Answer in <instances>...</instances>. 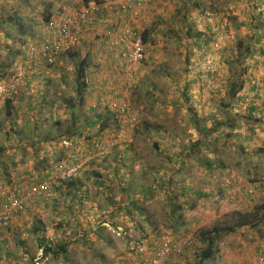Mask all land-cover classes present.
Returning <instances> with one entry per match:
<instances>
[{"label":"rangeland","instance_id":"1","mask_svg":"<svg viewBox=\"0 0 264 264\" xmlns=\"http://www.w3.org/2000/svg\"><path fill=\"white\" fill-rule=\"evenodd\" d=\"M42 1L46 5L52 3L53 10L68 5H83L81 0H31V4L35 5V14L32 17L28 14V20L36 18ZM185 1L175 0V3L168 6L159 0V6L150 8L154 9L150 12L155 26L163 23L160 37L156 35L154 39H150L149 44L151 50L154 48L153 51L157 49L158 52L143 63V67L137 68L132 85L127 83L124 86V80L129 77L126 76L121 82H114L112 79L101 88L93 86V89H87L82 103L77 107L80 121L98 115L104 118L107 108L117 106L120 100H124L131 108L130 113H122V118L112 110L108 127L101 131L100 136L96 132H88L86 139H81L70 134L72 140L60 141L63 140L62 136L54 137L55 134H50L56 120L61 121L62 128L64 126L69 129L72 126L71 115L63 104V98L74 94L75 79L71 76L75 74L72 66H66L68 62L63 63L62 58L54 69L51 84L42 81L39 76L28 82L31 83L30 94L23 95L26 100L19 108L18 127L5 120L6 103L11 97H1L0 146L6 151L5 158H0V166L4 163L11 168L17 167L19 172L24 173L33 167L43 170L47 165L44 170L54 171L58 159L64 161L73 155L87 163L89 161V164L71 181L72 185L63 196H58L59 191L55 186L57 198L54 202L46 205L40 203L38 208L28 211L21 229L15 227V220L9 229H3L5 232L0 239V264H122V255L143 239H174L172 241L180 243L192 239L199 228L213 226L219 220L228 223L232 213L250 212L259 206L258 216L264 214V199L253 200L254 204L251 205V198L244 195L249 183L264 178V154L260 159L259 156L247 154L264 146V132H258L259 135L256 132L264 125L256 119H243L247 111L240 109L241 100L246 95L247 102L252 100L251 86H255L259 78L264 76V57L259 58L255 50L257 40L249 37L246 33L249 30L244 32L237 23L239 15L243 19H250L249 16L254 12V2L218 0L222 8H231L228 11L235 20H229L224 12V20L218 17L213 22L215 29L217 23L221 29L218 34H213L205 29L204 23L206 25L207 22L202 20L203 16H196L195 23L190 24L191 29L184 24L185 18L182 15ZM200 1L204 3L203 0ZM20 4L21 0H0V5L12 11ZM215 4L218 5L216 2ZM198 8L195 13L198 10L200 13L206 11L203 5ZM262 10L256 9V15L260 18H264ZM260 12L259 16L257 13ZM6 23L3 20L2 24L0 20V69L5 76L10 75L16 68L15 64L26 55L12 51L22 49L20 43L24 41L23 44L28 46L31 39L29 34L22 36L16 27L12 28L11 24ZM199 30L203 31L205 40L211 39V52L216 60L215 75L197 74L199 66L195 62L198 60L200 42H191L190 38L194 35L197 38ZM249 46L251 50L248 52ZM260 66L262 68L258 71ZM65 73L68 76H65L66 82H63ZM9 79L6 77L4 81L8 83ZM26 81L27 78L22 77L20 85ZM50 85L52 87L48 88ZM233 87L239 88L236 96ZM42 97L45 98V103H42ZM218 104L224 107H217ZM226 118L232 119L233 124L241 122L242 128H219L217 124L226 121ZM203 127L225 131L226 142L221 143L226 150L223 149L222 153L214 156L204 149L199 157L188 162L185 159L186 163L182 165L184 171L179 170V154L191 141L199 139ZM240 131L256 137L253 140H243L239 137ZM87 135L96 136L89 139ZM46 136L54 139L44 141ZM240 146L246 153L238 148L234 153V148ZM208 154L217 164L223 165H218L211 175L202 164L206 162L204 158ZM184 158L185 154H181V159ZM246 169L253 171L250 170L251 174L247 175L243 171ZM185 171H192L194 176L190 173L186 176ZM1 172L2 167L0 175ZM22 175L27 177L26 173ZM166 176L176 179L179 185H190L189 191L181 190L182 198L176 202L179 207L175 209L171 208L172 203H169L168 194L164 193L162 187ZM97 181H103L104 184ZM171 184L174 185L172 180ZM5 185L4 178L0 177V188ZM124 188H128L130 193H126ZM146 189L151 199L144 202V197L137 195ZM173 192L180 193V189ZM204 194L208 197L205 198ZM135 200L145 210L144 216L138 214L132 206ZM117 205L122 209H118ZM113 219L120 226L119 229L118 226L111 227V224L108 228L104 226ZM37 224L41 226V234L34 232ZM175 224L180 226L179 229H176ZM98 228L99 232L96 233ZM84 235L88 238L86 236L87 241L83 244ZM99 235L111 239V248L104 246L105 242L98 238ZM67 239L71 242L67 243L66 256L60 254L57 259L51 256L48 260L43 258L45 247L51 245L57 249L58 244ZM262 242L264 222L254 229L243 228L220 243L218 259L211 264H245ZM184 261L182 264H195L193 252Z\"/></svg>","mask_w":264,"mask_h":264},{"label":"trees","instance_id":"2","mask_svg":"<svg viewBox=\"0 0 264 264\" xmlns=\"http://www.w3.org/2000/svg\"><path fill=\"white\" fill-rule=\"evenodd\" d=\"M85 2H88L89 0H84ZM99 1V0H96ZM156 1L158 0H133L132 5L135 8H145L146 6L150 5H154L156 4ZM204 3H201L200 0H186L185 2V10L182 17L185 18L184 19V24L187 25L190 28V24L195 23V18L196 16L202 17L204 19L202 20H212V18H218L220 17L223 9H219L220 6L216 5L215 6V2L214 0H203ZM202 1V2H203ZM256 4V3H255ZM201 5H203V7H205L206 11L205 12H201L200 10H198L195 13V9L200 7ZM31 5H19V7L17 9H14V11L8 9L7 7L4 8L3 5H0V17H2V20H4L5 22H7L6 24H11L13 27H16L17 31L20 32L22 35H26L27 31L31 28L30 27V21L27 19L26 16L23 15V13H27L28 14V9L30 8ZM212 7V8H211ZM130 8V7H129ZM214 8V9H213ZM254 8H257V5H255ZM199 9V8H198ZM251 11V10H250ZM254 12H252V16L250 17V24H254L256 22V25L258 26V28H264V19L262 18V24L259 23V19L260 17H258L256 15V9L253 10ZM49 14V13H48ZM229 20H235L234 16L229 15L228 16ZM47 20H49V17H47ZM208 21V22H209ZM207 22V23H208ZM205 25V27L207 29H209V24ZM35 24H37L35 22ZM191 29V28H190ZM212 30V27H211ZM38 30L34 29L33 30V34H37ZM212 32V31H211ZM197 39L198 37L202 36L204 33L203 31H200L198 33ZM144 37L145 40H147L148 38V32L145 31L144 33ZM211 39L205 40L204 37L203 39L199 40V44H206L209 43ZM47 41L46 37H39L38 42H36L39 46L40 45H44ZM25 42V41H24ZM23 42V43H24ZM20 43V47H22V49H16L12 52L15 53H24V54H28L29 52V48L30 46H26L25 44ZM26 49H28V51H26ZM251 50V46H249L248 48V52ZM72 53V52H71ZM71 58L74 62V70H75V84L74 88H75V92L72 95H68L67 97L63 98V104L66 106V108L69 110L70 112V117L72 119V126L67 129L63 126V128L61 127L60 123L61 121L56 120L52 126L54 127V129L52 128V132L50 133L51 135L55 134L54 137L57 136H62L63 140L60 141H65V140H72L71 137L69 136L71 135H75L78 138L81 139H86V133L88 132H96V135L98 134V136H100L101 131L106 130V128L108 127V123L110 121L109 116L113 115V111L111 108H107V112L105 113V117L103 118L102 115H98V116H94L91 117V119L86 118L83 119L85 121H80L81 116L77 113V107L79 106V103H82V100L84 99V94L87 91V87L88 85L85 83V71H86V67H88L90 65V60H89V55H86L81 61H79L78 56L75 55V53L71 54ZM23 59H25V57H23ZM63 60V57H62ZM43 62L41 61V64H39L40 68L39 71H33L32 73L26 75L27 81L21 85H19L13 92L9 93L11 95V98L7 101L6 105H7V110H6V117L5 120L11 122V124L14 127H18V118H20V116L18 115L20 112V107L21 104L26 100L23 98L24 96H27L30 94V84L28 82H31V79L36 78L37 76H39L40 78H42V81H46L49 82L50 84L52 83L53 79H52V75L53 73H48V70H46V67H43ZM49 68H51L53 65L48 63L47 64ZM67 66V64H66ZM64 72H65V68H64ZM0 76L2 77L0 79V82H3L5 80L6 77H10V75H4L2 74V70L0 69ZM68 76L66 73L63 74V82H66V77ZM72 77V76H71ZM73 78V77H72ZM27 85V86H26ZM67 88H69L68 84H65ZM52 85L48 86V88H51ZM242 88V86H240V89ZM235 95L236 92L238 91V89H236V87L232 88ZM64 92V91H63ZM10 95H5L6 97H9ZM3 98L4 95L0 96ZM43 102L45 103V98L42 97ZM157 102V100H156ZM91 110H94L91 109ZM112 111V112H111ZM260 111V116L262 119H264V109H256L255 107L252 108H248L247 110V114L249 115V118H247L248 120L252 121L254 118V114ZM114 117V116H113ZM117 117V116H115ZM115 119V118H111ZM118 119V117H117ZM245 119V118H243ZM257 121H260L259 119ZM13 122V123H12ZM218 124H222V122L218 123ZM225 125H228L230 128H235V129H241L242 128V123L241 122H236L233 124V120L230 118H226V121L223 123ZM119 126V124H118ZM37 130V129H36ZM35 130V131H36ZM252 129V133H253ZM241 132V131H240ZM213 132L207 128V127H203L200 130V135H199V139L197 141H191L190 145L188 144V146H186V149L184 151H182V153L179 154L180 158H179V170L184 171L182 167V165H184V163H186L185 159L190 161L192 159H195L197 157H199L201 155V153L203 152L204 149L207 150V153H211L214 154V156H216L217 154L222 153V150H226L224 148V145L221 143L222 141L226 140L222 137H218V136H214L212 134ZM246 133V132H245ZM49 134V133H48ZM254 134V133H253ZM96 135H87V137L89 139H93ZM256 136V135H255ZM254 135H248V133H246V135H243L242 139L243 140H250V139H254L253 137H255ZM42 136L40 135V138ZM47 136L44 138V141H46ZM54 139V138H51ZM51 139H48L51 140ZM100 143V142H99ZM98 144V143H97ZM64 150L66 149V147H63ZM241 149L242 152H245V149H243L242 146L240 147H236L234 148V153L235 151H237L238 149ZM212 149V150H209ZM5 151L6 149L2 146H0V158L4 157L5 158ZM181 154H185V158L184 160L181 159ZM247 154L249 155H254L255 157L259 156V159L261 157H263L262 155L264 154V146L259 148L258 150H256L254 153L253 152H248ZM237 157V156H236ZM215 159V158H214ZM1 160V159H0ZM61 159H58V162L56 165H61L63 161H59ZM204 160H206V162L202 163L204 164L203 166L206 168L207 172L212 173V171L217 170V166L218 165H222V164H217L211 155H206ZM48 163V160H47ZM236 164V163H235ZM236 165H239L238 163ZM14 166V163L13 165ZM47 166V165H46ZM45 166L44 169H46L47 167ZM223 166V165H222ZM2 167L3 172H1L0 177L6 182L5 186H2L4 188H0V210L2 211L3 205L5 204L6 198L4 197L3 194H5L7 191L11 190L13 191L15 188H19L21 185L26 186L23 183H28V184H42V183H51L52 182V171H46V170H40L35 169V167H33L32 169L29 168V171H24V173H21L18 171L17 167L11 168L10 165H4V163H2V165L0 166ZM185 170H187L185 168ZM253 171V169H246L243 170L245 172V174L250 175L251 173H249V171ZM27 175L23 177H21V174H25ZM189 173L192 174V171L186 172L185 171V175L187 174L189 176ZM186 175V176H187ZM193 175V174H192ZM194 176V175H193ZM165 185H162L164 193L168 194V200L169 203H172L171 208L175 209L176 207V202L181 201L182 195H181V190H188L190 188V185L186 186L185 185H179L177 181L173 180L172 178L170 179L169 177H165L163 178ZM171 180L173 181L174 185L171 184ZM188 182V180H187ZM97 183L103 185L104 182L103 181H97ZM72 185L71 181L66 182L64 186L67 187V190L70 188V186ZM175 187V188H171V187ZM1 187V186H0ZM63 188H58V193L59 195L63 196V194L66 192V189ZM178 189H180V193H174L173 191H178ZM124 190L126 191V193H130L128 188H124ZM143 192V193H142ZM141 192L140 197H144V202H147L148 199H151L149 196L147 195V189L143 190ZM202 195V194H201ZM205 195V194H204ZM190 196V194H189ZM203 196V195H202ZM208 195H205V198H207ZM138 201H134L132 203V206L135 208V210L138 212V214H140L141 216H144L145 210L143 209V207L141 205L138 204ZM46 204H49L48 202ZM250 204H254V201H251ZM39 203L30 206L28 205L26 207V209L24 211H19L18 213L15 214V218L14 220L16 221L18 218H20L21 216L25 215L28 211L33 210L35 208H38ZM118 209H122V207H119L117 205ZM260 207H255L254 210L250 211V212H242V211H238L236 213H232L229 216V222L228 223H222V220L217 221V223H215L213 226H208V227H203V228H199L195 234L194 237H192L191 241L189 242V244H186L182 251L180 253H177V259H178V263L177 264H181L182 261L186 260L191 252H193L194 256H195V264H211L214 263L219 256V252H220V243L227 239L228 237H230L231 235L235 234L237 231L243 229V228H256L258 227L260 224H262L264 222V214L261 216H258L259 214V209ZM0 211V212H1ZM132 218H134L132 216ZM179 220V219H178ZM116 221H114V225L113 226H119L118 224L115 223ZM154 225L153 222H150ZM222 223V224H221ZM12 224V221H10L6 226H4V228H1L2 230H0V239L2 238L5 230L9 229L10 226ZM176 229H179V225L175 224ZM5 229V230H3ZM98 228L96 230V233L99 232ZM41 226L39 224L36 225V228L34 229L35 233H40L41 234ZM87 235H84V241L83 239H81L83 241V244L85 241H87L86 238ZM176 237V236H175ZM42 238V237H41ZM99 239L103 240L105 242L104 246H112V242L111 239H109L108 237H102L101 235L98 236ZM171 238V237H169ZM42 240V239H41ZM170 240V239H168ZM171 239L170 243H174ZM3 242L5 241V239L2 240ZM71 240L67 239L66 241H63V243H59L57 246V249L54 248V246L49 245L50 247H45L44 250V255L43 258L44 259H48V257H53L54 259L60 258V254H63V257L66 256L68 254V250H67V243H70ZM41 245V242H40ZM42 246V245H41ZM44 246V245H43ZM1 250H3L1 248ZM42 258V259H43ZM111 264V263H110Z\"/></svg>","mask_w":264,"mask_h":264},{"label":"clouds","instance_id":"3","mask_svg":"<svg viewBox=\"0 0 264 264\" xmlns=\"http://www.w3.org/2000/svg\"><path fill=\"white\" fill-rule=\"evenodd\" d=\"M164 1H167V0H162V2H164ZM173 1L174 0H171L170 2H164V3H166L169 6V4H172ZM81 2L83 3V5H79L77 7L68 5L65 7L63 6L62 8H59V9L55 8L54 10H53L54 5L52 3L49 5H46V4H44L43 1L41 2V6H39V8L41 9L40 12L37 13L38 15H36V18L34 20H29L30 24L33 23V26L31 24L30 25L31 28L27 31L26 35H22V36H27L29 34V36L31 38L28 41V46H30L29 52H28V54H26L24 56L25 59H23V57H22V59L19 62H17L18 64L17 63L15 64L16 68H14L11 71L10 77H9L10 79L16 73L17 66L20 63L24 62L28 58V55L31 51V47H33L34 45H38L36 42H38L39 37L42 36V37H46L48 39V36H46V34L42 30L43 25L44 24H50L52 21L59 19V15L61 13H66L68 10H71L73 12L86 11L89 14L88 15L89 20L87 21L86 24H83L82 28H81L82 33H81L80 42L78 43V45L71 48L70 50L60 52L58 54H54V53L49 52L48 56L41 57L39 59V61H40V63H41V61L43 62L42 63L43 67H46L45 69L48 70L49 74L53 73V72H55L54 69H56V66L59 63V60L63 57V60H64L63 63H65V61H67L68 62L67 65L72 66L71 67L72 71H74V74H75L74 62L71 58V54L75 53V55L78 56L79 61H81L86 55H89L90 65L88 67H86V71H85V83L88 85L87 89L89 87L91 89H93V86H96L97 88H101L102 86L108 84L109 81H111L112 79H114V82H115V80L117 82H119L120 80L123 79V77L125 78L126 76H129V77H126L127 80L126 79L124 80L125 81L124 86H126L127 83L129 85H132L133 81H135V79H136L137 68L139 66L143 67L142 64L148 62L150 59L153 58V55L158 52L157 49H155V51H153L154 48L151 50L150 49L151 46H149V44H150V39H154L156 35H158V37H160L161 29H163V27H162L163 23L161 25H159L158 27L155 26L154 19L152 20L153 17L151 16L152 14L150 12V10H154V9H150L154 5H157V6L160 5L159 0L156 1V4L150 5V7L146 6L145 8H139V7L135 8L132 5L133 0H99V1L89 0L88 2L81 0ZM22 4L23 5H26V4L31 5V7L27 8V9H28V14L32 17V15L35 14V12L33 11L35 9V5L31 4V0H21L20 5H22ZM255 5H257V4H255ZM260 8H262L264 10V6L261 4L259 7L257 5V8H254V9H257V11H258ZM109 12L117 14L118 21H114L113 19H111L109 17V14H110ZM261 13L262 12L257 13V14L260 16ZM28 14L23 13V15L26 17ZM47 17H49V20H47ZM27 19H28V17H27ZM0 20H1V23L3 24L2 17H0ZM217 20H218V18H212V20H210V24L212 27L211 31L213 34H218V31L221 30L219 23H217L216 29L213 26V22H216ZM35 22L37 24H35ZM161 22H164V21H161ZM12 28H15V27L12 26ZM34 29L38 30L37 34H35V35L33 34ZM145 31L148 32V38H147L148 41H146L145 37H144ZM157 32H159V33H157ZM127 33L128 34L136 33V34L140 35L142 38L143 44H144V49H143L144 58L135 64L130 60L129 54L126 53L121 47L122 46V43H121L122 40L121 39H123V37ZM88 36H90V38H88ZM32 41H35V43H33ZM159 45H160L159 47L161 48L160 43H159ZM40 46L46 47V43L44 45H40ZM204 47H207L208 51L210 53H212L211 52L212 45H210V43L200 44L198 60L195 62V64L196 65L198 64V66H199V70H198L197 74L199 76H201V75L208 76L211 74L215 75V73H217V71H216V60H215V66H214L213 70L205 72L202 69L203 63L201 60L200 53ZM200 60H201V64H199ZM48 63L52 64L53 66L51 68H49L47 65ZM261 68L262 67H260L258 69V71L261 70ZM72 77H74V79H75L76 74L73 75ZM256 77H258V76L256 75ZM261 78L262 77L259 78L260 79L259 81L264 86V83L262 82ZM3 82H5V81H3ZM3 82H0V83H3ZM242 84L244 85V83H242ZM255 89H256V84L253 87L251 86L252 100L247 102L248 95H246L241 100L242 107H240V109L244 108V109H246V111L248 110V108H252V107H255L256 109L258 108L259 110L264 109V98L259 97V95L256 94ZM237 93H238V91H237ZM10 97H11V95H10ZM239 98H241V97H239ZM221 106L224 107L221 104L217 105V107H221ZM110 108L113 111L117 112L120 115V117L122 118V113L120 110V104H117V106L114 105V107L111 106ZM236 109H238V107H236ZM224 110H225V108H224ZM228 110H231V109L229 108ZM260 114H261L260 111L255 113L254 118L256 120L259 119L261 121V124L264 125V119L261 118ZM243 116L244 117H242V118H245V117L249 118L248 114L243 115ZM220 122H222L221 125L217 124V125H219V128H222L223 126H227L228 128H230L228 125L223 124L225 121H220ZM210 130L212 132H214V133H212L213 135L218 133L217 134L218 137H222L226 140V137H225L226 135L224 133L225 131H221L219 129H217V130L210 129ZM261 131L264 132V127H260L256 132L258 133ZM239 133H240V135H239L240 138H242L243 135H246V133H241V132H239ZM259 134L260 133H258L257 135H259ZM73 157H78V156L77 155H73L72 157L69 156V157H67L66 160H64L62 162V164L67 163ZM87 164H89V161ZM58 166H60V165H57V168H58ZM57 168H55L54 171H52V176L57 175V171H56ZM80 172L77 173L75 176H73L70 179L59 181V184L52 183L53 198L50 201H48V203L50 204V203L54 202V200L57 198L55 191H54L55 186L57 189L60 187L63 188V185H65L66 182L72 181L76 176H78L80 174ZM262 180H264V178L263 179L262 178L256 179V180L252 181L251 183H249V186L245 188L244 195L246 197L249 196L252 201L253 200L256 201L258 199H260V200L264 199V197L250 193V190L253 188L254 184L259 182V181H262ZM66 188L67 187L64 186L63 189H66ZM78 195H79V193H78ZM80 201L83 202L82 199H80ZM40 203L46 205L47 202H39V204ZM165 241H170V240H168V239L153 240V239H149V238L143 239V241H141L140 243L135 244V246L130 247L131 250H129V248H128L129 255L127 252H125L122 255V258L120 260H121L122 264H124L126 262L136 264L138 259L141 257V249L143 246H145V248H147V247H151V246H154L157 244H161L162 242H165ZM190 241H191V238L186 240V241H181V242H187V244H189ZM174 243H179V242H174ZM262 243H263L262 245H258L257 252H255L253 255L249 256V258L247 259L245 264H248L249 261L253 257H256L261 252V250L264 249V242H262ZM184 262L185 261H182L181 264Z\"/></svg>","mask_w":264,"mask_h":264},{"label":"built area","instance_id":"4","mask_svg":"<svg viewBox=\"0 0 264 264\" xmlns=\"http://www.w3.org/2000/svg\"><path fill=\"white\" fill-rule=\"evenodd\" d=\"M86 11L73 12L68 10L61 13L59 19L52 21L50 24H44L43 32L48 36L46 47L34 45L28 58L17 66L16 73L9 79V82L0 83V96L10 95L19 85L21 78L39 70V59L48 56L49 52L58 54L70 50L78 45L81 38V28L89 20ZM122 40V49L129 54L130 60L135 64L144 58V44L140 35L136 33L126 34ZM48 52V53H47ZM259 58L264 57V53H257ZM202 60V69L205 72L213 70L215 66V57L210 53L207 47H204L200 53ZM255 53L252 57H254ZM262 67V66H260ZM264 83V76L261 78ZM255 92L259 97L264 98V86L258 80ZM121 113H130L131 108L124 100H120ZM135 115L133 114L132 117ZM135 120V118H134ZM130 122V121H129ZM87 161L81 160L79 157H73L67 163L57 168V175L52 176L51 183L28 184L21 185L13 191L9 190L4 195L6 198L2 211L0 212V230L4 228L10 221H13L15 214L24 211L28 205L33 206L39 202H48L53 198L52 183L59 184V181L70 179L79 173ZM251 194L264 197V180L254 184L250 190ZM187 242L170 243L162 242L151 247L141 249V257L136 264H177V253H180ZM134 264V263H124ZM248 264H264V249L253 257Z\"/></svg>","mask_w":264,"mask_h":264},{"label":"crops","instance_id":"5","mask_svg":"<svg viewBox=\"0 0 264 264\" xmlns=\"http://www.w3.org/2000/svg\"><path fill=\"white\" fill-rule=\"evenodd\" d=\"M214 2H216L219 6H220V3L218 2V0H214ZM252 2H254L253 3V5H252V11H253V9H254V7H255V3L256 4H261V5H263L264 6V0H252ZM172 3H175V0L172 2ZM172 5V4H171ZM215 6H216V4H215ZM172 7V6H171ZM212 8V7H211ZM222 8V6H220L219 7V9H221ZM214 9V8H213ZM223 9V11H222V13H221V15H220V19L221 20H224V18H222V16H223V13L225 12L226 13V15L227 16H229L231 13L228 11V9H231L229 6H227V7H224V8H222ZM110 14H109V17L111 18V19H113L114 21H118V16H117V14H115V13H111V12H109ZM225 15V16H226ZM224 16V17H225ZM238 18H239V21H238ZM237 18V23H239V27L241 28V29H243V31L245 32L247 29L249 30L248 32H246L248 35H249V37H254V39L255 40H257V41H255V42H258V44L255 46V50H257V53H264V28H258V26L256 25V22L254 23V24H250V20L248 19V20H246V19H243V16H241L240 17V15H239V17ZM241 20V21H240ZM209 20H205V22H208ZM259 23L260 24H262V18H260L259 19ZM207 24H209V32H211V24H210V21L207 23ZM204 26H205V23H204ZM205 29H207L206 27H205ZM157 33H159V32H157ZM212 33V32H211ZM195 36V35H194ZM191 37L190 39H191V42H193V40H201L203 37H204V34L202 35V36H200V37H198V39L197 38H195V37ZM21 177H23L24 178V176L21 174ZM68 190H67V188H66V192H67ZM58 196H61V195H58ZM25 219V215H23V216H21L20 218H18L17 220H16V222L15 223H17V225L15 226V227H17V229H21V226H22V221ZM114 219L112 220V221H110V223L108 224H105V223H103V224H105L104 226L105 227H109L108 225H110L111 227H113V225H114ZM100 224H102L101 222H99ZM98 223V224H99ZM100 227V226H99ZM104 227V228H105ZM119 227L120 226H118V229H119ZM106 229V228H105ZM97 230V229H96ZM95 230V231H96ZM62 233H63V231H62ZM42 249V248H41ZM48 260V259H47Z\"/></svg>","mask_w":264,"mask_h":264}]
</instances>
